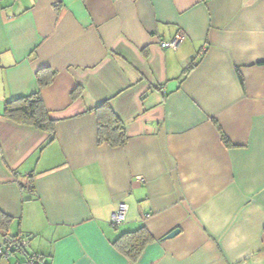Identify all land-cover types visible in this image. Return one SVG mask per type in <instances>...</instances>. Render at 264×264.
Segmentation results:
<instances>
[{"label":"crops","instance_id":"1","mask_svg":"<svg viewBox=\"0 0 264 264\" xmlns=\"http://www.w3.org/2000/svg\"><path fill=\"white\" fill-rule=\"evenodd\" d=\"M35 93L53 136L2 116ZM0 211L42 264H264V0H0Z\"/></svg>","mask_w":264,"mask_h":264},{"label":"trees","instance_id":"2","mask_svg":"<svg viewBox=\"0 0 264 264\" xmlns=\"http://www.w3.org/2000/svg\"><path fill=\"white\" fill-rule=\"evenodd\" d=\"M43 71L41 70L37 73V80L40 86L47 85L50 79L47 74L41 73ZM75 96L76 94L72 95L73 98ZM92 112L96 118L97 142L99 144L105 143L112 148L123 146L127 141L123 122L108 102L99 104ZM2 116L16 124L29 126L53 136L55 120L50 118L38 93L6 102L3 107ZM222 138L224 139L223 136ZM10 222L11 218L0 211L1 236H8ZM15 237L22 238L19 235H15ZM151 241L152 238L147 230L144 227H139L133 231L122 233L114 244L119 251L134 262L138 259L144 247Z\"/></svg>","mask_w":264,"mask_h":264},{"label":"built area","instance_id":"3","mask_svg":"<svg viewBox=\"0 0 264 264\" xmlns=\"http://www.w3.org/2000/svg\"><path fill=\"white\" fill-rule=\"evenodd\" d=\"M202 2L206 0H201ZM179 42L178 36L174 37L170 41H160L159 47L162 49L174 50ZM128 206L125 203H121L118 209L111 214L110 224L112 226H118L123 224L126 216ZM28 246V240L26 238H16L15 236H4L3 243L0 247V258L9 259L15 254L23 255V261L19 264H42V257L36 254H26L25 248Z\"/></svg>","mask_w":264,"mask_h":264},{"label":"water","instance_id":"4","mask_svg":"<svg viewBox=\"0 0 264 264\" xmlns=\"http://www.w3.org/2000/svg\"><path fill=\"white\" fill-rule=\"evenodd\" d=\"M178 229H174L173 231H171L170 233H168L164 238L167 239V238H171L173 236H175L177 233H178Z\"/></svg>","mask_w":264,"mask_h":264}]
</instances>
